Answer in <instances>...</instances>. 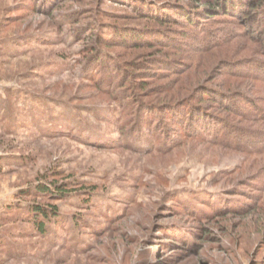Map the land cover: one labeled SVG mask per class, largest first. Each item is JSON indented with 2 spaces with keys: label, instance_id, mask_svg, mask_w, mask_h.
Returning <instances> with one entry per match:
<instances>
[{
  "label": "rangeland",
  "instance_id": "374dc122",
  "mask_svg": "<svg viewBox=\"0 0 264 264\" xmlns=\"http://www.w3.org/2000/svg\"><path fill=\"white\" fill-rule=\"evenodd\" d=\"M38 2L0 0V264H264V13L196 20L198 38L146 16L196 17L206 0H50L44 13ZM119 27L187 39L103 47ZM98 48L124 65L116 93L88 72ZM131 93L190 98L207 124L140 129ZM55 184L67 196L33 193ZM36 204L56 206L60 227L40 236Z\"/></svg>",
  "mask_w": 264,
  "mask_h": 264
},
{
  "label": "trees",
  "instance_id": "16d2710c",
  "mask_svg": "<svg viewBox=\"0 0 264 264\" xmlns=\"http://www.w3.org/2000/svg\"><path fill=\"white\" fill-rule=\"evenodd\" d=\"M48 1L50 2V0H42L41 3H39L40 2L39 1L38 3H35V5H33L34 6L33 8H35L36 11L38 12L44 13L47 10H49L53 4V3L49 4ZM254 1L255 0H206V2L204 3L205 10L200 12L199 16H196V17H194L192 14H189V13L185 14L184 11L180 12L178 9H173L171 7L160 9V11H163L165 14L167 13L168 19L158 16V15H148L146 17L157 20L158 24H164V25L168 24L170 26H175L176 24L182 25V28L186 31V34L188 37L190 36L188 34L191 32V30H194L195 33L198 32V28H199V25L197 23L198 20L203 19L206 22L216 24L218 22H222L221 20L222 18L240 17V15L241 16L246 15V13L242 10L246 5L249 6V9L252 8L251 11L252 13H254L253 15L258 17L259 15L264 13V0H260L258 3L255 4V7H251L252 4H254ZM237 5H238V8L240 9L238 11H234L235 6L237 7ZM199 6H202V5L200 4ZM213 8H217L218 10H214ZM175 18L180 19L181 21H174ZM215 18H221V19H219L220 21L219 20L216 21ZM227 24L234 25L232 21H227ZM109 28H112V27H109ZM115 30L121 31V32L115 33L114 31L113 33H115L116 35L112 38V40H103L106 42V44L103 42L102 44L103 47L106 46L107 48L109 47L111 48L114 45H116V46H120L123 48L131 47L134 49H140V48L147 47L149 48V50H152L153 48H157L158 43L159 44L168 43L170 47L172 48L168 47L166 49H169L171 51L172 49L181 50L182 49L181 41L187 39L185 35L183 34L181 35L183 36V38H178L176 34H174L171 37H166L167 35L164 34V32H162L161 28L152 29V30H149V29L133 30L129 33H125L127 31L122 29V27L115 28ZM196 34H197L196 37L199 38L198 35L200 33L198 32ZM193 38H195V35ZM153 39L155 40L156 43L152 42L154 41ZM228 40L229 39L223 38L221 40L222 44L220 41L219 43L220 45H224L228 42ZM211 43H209L208 45H204L205 46L204 49L207 50V48L209 47ZM216 46H219V45H215V47ZM98 49H97L99 53L98 55L91 54V57L85 58L86 66L88 65L91 66V69H89L90 71L88 72L91 74L92 77H94L93 79L95 80V83L100 90L104 88V85L99 84V82L101 83L104 81L105 83L108 82L107 84H109L107 85L108 91L116 93L117 90H120L121 88L125 86V85L118 86V83L122 80L121 79L122 75L123 74L125 75L124 73L125 69L123 68L124 65L117 63L118 60L112 55L108 54L107 52H103L102 49L100 50ZM168 64H169L168 61H166L163 63V66L168 68L167 67ZM102 73L104 74L105 77H103ZM118 75L119 76L121 75L120 79ZM248 76L250 78H253L254 80L260 79L258 75L248 74ZM128 77H130V75H128ZM127 81H130V79H126V83ZM136 83L137 85H135L136 87L134 88L136 90L138 89V91L141 90L143 92V90L145 89V83L142 81H138V80ZM133 86L131 85L130 87H133ZM137 96L140 97L139 94L131 93L130 95H126V97L123 98L124 99L123 101L126 102L125 100H128L136 106V109L134 110V116L132 112L131 114L130 113L128 114V117L134 119L137 125L139 124L140 129L142 127H147L148 129L163 132L164 127H168V126L162 124L164 122L161 120V118H163L164 120H167L170 124L173 122L171 126H178L180 128H182L187 123H190L194 119H199L198 120L199 123H197L198 126L207 124V121L203 122L201 121L202 118L200 117L197 118V115H194V110L196 107L192 105V99L190 98H184L183 100H177L175 102L173 101L168 104L167 103L162 104V106L161 105L156 106V104L154 103L148 104L146 103V101L141 102L140 98L138 99ZM181 107L183 108L182 109L183 111H181V113L179 114L176 113V110L180 109ZM160 114H162V116ZM156 118H157V121L155 122ZM201 122L204 124H202ZM125 124L128 127V125H130V120L127 121ZM131 128L134 129V127L132 126ZM138 131L140 132L139 129ZM65 187L66 185H57V184L54 185L53 189L40 186V187H36V189L33 190V193H36L37 195H40L42 197H51V198L56 197L58 199H61L62 197L67 196V189ZM91 200H92V197L86 199L84 201V206H88ZM32 206L33 207L30 209L32 220L29 222L32 224V226L34 227V229L38 232L40 236L42 235L44 236L46 232H48L47 226L48 224H50V222H54V224L56 225L58 224L57 222L59 221L58 219L59 211L57 210L56 206L44 207L38 204L32 205ZM57 226L60 227L59 224Z\"/></svg>",
  "mask_w": 264,
  "mask_h": 264
}]
</instances>
